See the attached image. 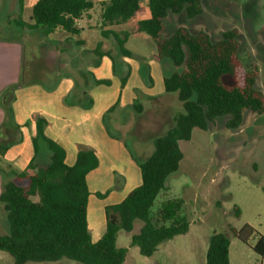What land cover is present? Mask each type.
<instances>
[{
  "label": "rangeland",
  "instance_id": "rangeland-1",
  "mask_svg": "<svg viewBox=\"0 0 264 264\" xmlns=\"http://www.w3.org/2000/svg\"><path fill=\"white\" fill-rule=\"evenodd\" d=\"M33 1H23L20 16L26 25L22 27L18 24L17 0H0V80L16 75L0 90V107L5 91L13 117L9 123L5 112L0 125V146L7 147L4 154L0 153V190L6 180L16 179L15 174L27 168L30 158L48 161L45 144L40 141L42 147L36 154L32 143L37 133L36 118H43L46 134L64 147L69 161L79 149H92L99 155L100 165L88 177V230L92 240H97L104 230V205L117 201L137 183V163L151 153L153 139L162 135L174 115L182 111L176 94L162 89V79L181 67L150 58L154 43L143 31L132 33L134 18L126 22V33L132 34L125 46L135 56H121L111 29L101 27L98 6L78 20L83 30L89 25L100 29L92 32L91 38H84L60 29L47 34L41 26L32 27ZM145 1H141L136 18L144 12ZM201 4L202 12L192 18L183 12L169 13L163 36L184 26L192 33L204 31L218 40L222 32L234 29L239 56L245 65L257 68L256 85L264 94V0H201ZM115 28L122 37L120 26ZM97 38L100 41L96 42ZM105 52L114 57L115 68ZM126 71L129 74L122 85L121 76ZM147 73L149 79L144 76ZM37 92L45 93L44 103L39 100L26 108L28 115L21 117L24 123L16 122V108H23V99ZM58 98L60 110L70 117L58 119L62 126L52 133L51 129L58 126L48 108ZM134 103L140 104V112ZM52 111L58 113L57 108L52 107ZM226 119L217 117L206 130L194 128L189 140L180 141L183 158L179 169L167 179L150 208L149 215L155 219L163 203L182 200L178 215L189 221L188 232L163 241L151 256H144L137 246H130L131 234L142 223L135 220L131 232H117L116 245L127 248L123 264H205L209 238L220 232L230 241V264H264V256L252 250L255 235L242 242L231 232L249 224L264 236V112H246L236 129L226 128ZM77 122L92 128L93 134L83 133ZM48 123L53 125L51 129ZM7 232L0 204V234ZM0 264L14 263L8 253L0 251ZM26 264L82 263L63 258Z\"/></svg>",
  "mask_w": 264,
  "mask_h": 264
},
{
  "label": "trees",
  "instance_id": "trees-1",
  "mask_svg": "<svg viewBox=\"0 0 264 264\" xmlns=\"http://www.w3.org/2000/svg\"><path fill=\"white\" fill-rule=\"evenodd\" d=\"M22 1L17 0L19 12H22ZM141 1L36 0L31 7L32 27L41 26L47 34L60 29L78 35L77 21L95 5L100 9L101 24L112 26L133 18L141 8ZM148 8L149 17L138 20L136 29L153 41L152 59L167 60L181 67L162 79V87L164 92L176 94L182 111L174 115L171 126L162 135L153 139L151 153L137 163L139 183L120 201L104 206V232L95 241L91 239L87 223L90 195L87 174L98 166V157L92 149H79L73 164H67L64 148L44 132L46 121L36 118L33 148L37 154L43 142L49 159L41 163L30 158L27 168L17 172L16 179L6 180L0 191V204L8 223V232L0 234V251L8 253L14 264L54 262L63 258L82 264H123L127 248L116 245L117 232H131L135 220L142 223L131 234L130 246H137L142 255L151 256L160 243L189 229V221L178 215L180 199L163 203L155 219L149 215L167 179L179 169L183 158L180 141L189 140L194 128L206 130L217 117H226V128L236 129L246 112H264V94L256 85L257 68L242 62L234 29L212 40L204 31L192 33L179 26L164 37L165 17L183 12L192 18L202 12L201 0H148ZM18 20L20 26L26 25L20 15ZM110 32L115 36L121 56H135L125 47L126 32L122 37ZM104 55L115 68L114 57L109 52ZM128 74L126 71L121 76L122 85ZM144 76L149 79L148 73ZM6 97L4 91L1 104L10 123L12 109ZM133 106L140 112L139 103ZM6 149L0 146V153L4 154ZM96 196L103 197L98 193ZM234 211L238 216V208ZM231 232L242 242L255 235L252 250L264 256V236L252 226L244 224ZM229 244L226 233H213L205 264H230Z\"/></svg>",
  "mask_w": 264,
  "mask_h": 264
},
{
  "label": "crops",
  "instance_id": "crops-1",
  "mask_svg": "<svg viewBox=\"0 0 264 264\" xmlns=\"http://www.w3.org/2000/svg\"><path fill=\"white\" fill-rule=\"evenodd\" d=\"M24 1V0H23ZM23 1H22V11H23ZM36 0H34L32 3H31V7H32V5H33V3L35 2ZM93 1H95V2H99V1H102V0H93ZM18 3V2H17ZM95 6H97V5H95ZM94 6V7H95ZM31 7H30V10H31ZM148 7V0L147 1H145V10H144V12L138 17V18H136L135 16L133 17L134 19H135V30L132 32V33H136L138 30L136 29V22L138 21V20H142V19H145V18H148L149 17V8H147ZM141 9V8H140ZM98 10H99V13H100V9H99V7H98ZM21 13L22 12H19V4H18V15H21ZM89 13V11H87L86 13H84V14H88ZM99 13H98V15H99ZM83 16V15H82ZM87 18H90V16H86ZM99 18H100V16H99ZM133 18H131V19H133ZM131 19H129V20H131ZM128 21V20H127ZM126 21V22H127ZM126 22H123V23H120V24H117V25H112V26H103L102 24H101V27H103V28H107V29H111L110 31H113V32H115L116 33V31H117V29L115 28L116 26H120V29H122V31L123 32H126ZM32 23H33V20H32ZM77 26L80 28V30H79V35H83V37L84 38H86V37H92V32H96V31H100V29H98V27L97 26H91V25H89V27L86 29V30H83V29H81V27H80V25L78 24V21H77ZM100 27V28H101ZM97 28V29H96ZM139 32V31H138ZM131 33V34H132ZM131 34L128 36V38L126 39V42H125V45H127V42L129 41V37L131 36ZM85 35V36H84ZM98 41H100V40H98V38H97V40H96V42H98ZM126 47V46H125ZM127 48V47H126ZM128 49V48H127ZM129 51H130V49H128ZM154 52H155V46H154ZM154 52L151 54V55H153L154 54ZM151 55H150V58H151ZM152 59V58H151ZM153 61H156V60H154V59H152ZM156 62H158V61H156ZM103 63V61H101V64ZM149 64L150 65H152V61H149ZM10 79V81H13V80H15L16 79V75H12L11 76V78H3L2 80H0L1 82H0V90L2 89V86H4L5 84H6V82L8 81ZM162 89H163V87H162ZM44 92H42V93H40V92H37L36 94H34V95H32V96H29V97H26L25 99H23V103L25 104V106L22 108V107H20L19 109L18 108H16V110H17V112H16V114L14 115V118L16 119V122H19V123H24V120H22V118L21 117H24L25 115H28V113H26L25 112V110H26V108H29L32 104H34L35 102H38L39 100L41 101V102H43L44 103ZM30 100V101H29ZM50 106H49V108H48V111H49V116H50V118H52L53 119V123H55V125L56 126H58V127H55V129L53 128V129H51V127H53V125L51 126V124L50 123H48L47 125L49 126L48 128H50L51 129V132L52 133H55V131L60 127V126H62V124H60V122L58 121V119H64L65 117L67 118V117H70V114H67V113H65V112H62L61 110H60V108H61V105H60V103H59V98L58 99H56V100H54L53 102H51L50 104H49ZM16 107V106H15ZM52 107H54V108H57L58 109V113H55V111H52ZM44 108V107H43ZM43 108H40L41 110L43 109ZM57 114V115H56ZM4 118H5V111L3 110V109H1V107H0V125L1 124H3L2 122H3V120H4ZM57 118V119H56ZM50 122V121H49ZM81 124V123H80ZM78 122H77V127H79V130H82V132L83 133H85V134H93V132L94 131H92V128H89V127H86L85 126V124H83V126H81ZM54 125V126H55ZM80 125V126H79ZM44 132H45V127H44ZM45 134H46V132H45ZM47 135V134H46ZM48 136V135H47ZM49 137V136H48ZM50 138V137H49ZM52 139V138H51ZM53 140V139H52ZM56 142V141H55ZM60 145V144H59ZM63 147V146H62ZM64 148V147H63ZM65 150V149H64ZM96 153V152H95ZM76 154H77V152L75 153V155H73V157H71V160L69 161L68 159L69 158H66V151H65V162L67 163V164H73V162L75 161V157H76ZM96 155H97V157H98V161H99V163H98V166L95 168V169H93V170H91L88 174H87V184H88V190H89V192H90V195H89V197L91 196V191H90V186H89V180H88V177H89V175H90V173L91 172H93V171H95L98 167H99V165H100V158H99V155L96 153ZM29 162V161H28ZM139 181H140V175H139V169H138V181H137V183L135 184V185H133L132 187H130L129 189H127L126 190V192L117 200V201H114V202H110V203H107V204H112V203H116V202H118V201H120L124 196H125V194L131 189V188H133L134 186H136L138 183H139ZM1 191V190H0ZM96 193H94V195H95ZM89 197H88V202H89ZM107 204H105V205H107ZM104 205V206H105ZM89 216H90V214H89ZM87 223H88V204H87ZM89 224V223H88ZM104 228H105V215H104ZM89 226V225H88ZM89 228H90V226H89ZM103 232H104V230H103ZM103 232H102V234H103ZM101 234V235H102ZM101 237V236H100ZM99 237V238H100ZM92 239V238H91ZM93 241H95V240H93Z\"/></svg>",
  "mask_w": 264,
  "mask_h": 264
}]
</instances>
